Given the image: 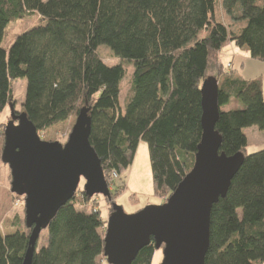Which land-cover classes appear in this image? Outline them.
I'll return each mask as SVG.
<instances>
[{
  "label": "trees",
  "instance_id": "16d2710c",
  "mask_svg": "<svg viewBox=\"0 0 264 264\" xmlns=\"http://www.w3.org/2000/svg\"><path fill=\"white\" fill-rule=\"evenodd\" d=\"M31 17L39 24L4 48L9 24ZM229 43L264 61V0H0V114L12 106L42 133L90 108V143L106 179L122 175L144 141L163 204L194 166L203 135L201 87L213 66L217 79L223 76L220 152L245 160L213 207L205 264H264V149L247 154L244 132L264 131V94L260 80L224 72L218 54ZM101 45L135 67L124 107L126 70L109 67ZM18 79L27 80L21 112L12 89ZM3 140L0 130V146ZM78 192L40 234L33 264L105 258L107 223L89 209L93 197ZM30 235L27 227L0 233V264H22ZM156 251L152 239L132 264H152Z\"/></svg>",
  "mask_w": 264,
  "mask_h": 264
},
{
  "label": "water",
  "instance_id": "95a60500",
  "mask_svg": "<svg viewBox=\"0 0 264 264\" xmlns=\"http://www.w3.org/2000/svg\"><path fill=\"white\" fill-rule=\"evenodd\" d=\"M219 79L208 77L201 87L203 135L192 170L161 205L128 215L112 205L104 239L108 264H132L152 239L163 246L161 264H205L210 247L211 217L244 163L243 153L220 152L216 130L220 117ZM4 131L3 163L9 165L12 192L25 199V225L31 230L22 264H33L37 242L62 207L76 195L81 181L89 197L111 199L101 160L90 143V108L85 107L65 144L41 139L25 112L15 114Z\"/></svg>",
  "mask_w": 264,
  "mask_h": 264
},
{
  "label": "rangeland",
  "instance_id": "374dc122",
  "mask_svg": "<svg viewBox=\"0 0 264 264\" xmlns=\"http://www.w3.org/2000/svg\"><path fill=\"white\" fill-rule=\"evenodd\" d=\"M47 1V0H44ZM220 17L224 18L220 9ZM38 17H31L9 24L3 40V47L8 48L14 42L17 36L26 32L33 26L38 25ZM99 55L103 58L109 67L123 65L126 70L125 77L122 81V92L120 103L125 106L133 84V74L135 67L133 64L123 62L112 55V51L104 45L98 48ZM245 65L241 64L240 60L235 61L236 71L233 74L245 78V80H260L264 94V61L253 59L249 56L248 61L243 60ZM224 68L227 66V60H220ZM232 64V63H231ZM227 73H229L227 71ZM208 77L217 78V70L212 66L208 71ZM223 76H221V80ZM12 89L15 101V110L21 112L22 104L25 100L27 90V80L18 79L12 82ZM12 109L8 105L7 108L0 114V130L3 134L5 127L11 121ZM77 117H71L63 123H59L42 133H39L42 140L47 142H59L65 144L68 137L75 126ZM248 137L247 154H253L261 150L264 144V131L257 127L247 128L244 131ZM5 143L0 146V233L8 235L16 232V229H24L25 225V198L18 197L12 192V175L9 165L2 161V151ZM108 186L111 190V199L105 198L103 195H95L89 209L95 207L100 211L103 220L108 221L110 214L113 212L112 205L116 203L121 206L128 215L135 214L138 211L154 205H161L162 199L156 195L154 181L152 175L150 154L148 144L144 141L139 143L136 155L132 165L120 176L113 175L107 178ZM85 181L82 180L79 186V191L84 190ZM119 191L118 196L113 194ZM78 192V191H77ZM79 193V192H78ZM107 226V225H106ZM106 231V228H105ZM163 261V249L155 252L152 264H161ZM99 264H108L105 258L99 259Z\"/></svg>",
  "mask_w": 264,
  "mask_h": 264
},
{
  "label": "crops",
  "instance_id": "0c3cea01",
  "mask_svg": "<svg viewBox=\"0 0 264 264\" xmlns=\"http://www.w3.org/2000/svg\"><path fill=\"white\" fill-rule=\"evenodd\" d=\"M249 56H251L249 50L245 48H239L233 43H229L225 48L222 49V51L218 54L219 60L223 59L224 61L227 60L228 64L232 63L234 67V71H236V65L235 61L240 60L241 64L244 66L245 63L243 60L248 61ZM235 78L245 79L242 74L241 76L233 74ZM221 81V78H219V83ZM249 144V141H248ZM262 149H264V144L262 145ZM261 149V150H262Z\"/></svg>",
  "mask_w": 264,
  "mask_h": 264
},
{
  "label": "built area",
  "instance_id": "2783aa9c",
  "mask_svg": "<svg viewBox=\"0 0 264 264\" xmlns=\"http://www.w3.org/2000/svg\"><path fill=\"white\" fill-rule=\"evenodd\" d=\"M233 70H234V67H233V64H228L225 68H224V72H226L227 73V71L229 72V73H231V72H233ZM114 177H118V175L116 174V173H114V174H112Z\"/></svg>",
  "mask_w": 264,
  "mask_h": 264
},
{
  "label": "clouds",
  "instance_id": "9594fccd",
  "mask_svg": "<svg viewBox=\"0 0 264 264\" xmlns=\"http://www.w3.org/2000/svg\"><path fill=\"white\" fill-rule=\"evenodd\" d=\"M108 183V182H107Z\"/></svg>",
  "mask_w": 264,
  "mask_h": 264
}]
</instances>
